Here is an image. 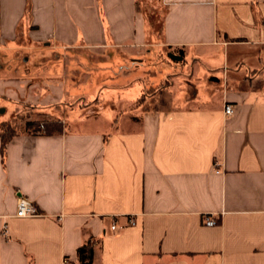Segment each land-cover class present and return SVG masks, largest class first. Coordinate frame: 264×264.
I'll list each match as a JSON object with an SVG mask.
<instances>
[{
    "label": "crops",
    "instance_id": "0c3cea01",
    "mask_svg": "<svg viewBox=\"0 0 264 264\" xmlns=\"http://www.w3.org/2000/svg\"><path fill=\"white\" fill-rule=\"evenodd\" d=\"M68 97L0 139V264H264V0H0V115Z\"/></svg>",
    "mask_w": 264,
    "mask_h": 264
},
{
    "label": "rangeland",
    "instance_id": "374dc122",
    "mask_svg": "<svg viewBox=\"0 0 264 264\" xmlns=\"http://www.w3.org/2000/svg\"><path fill=\"white\" fill-rule=\"evenodd\" d=\"M143 10V8H141ZM146 12V11H145ZM148 13V12H147ZM149 15V13H148ZM22 57L20 59V63H22ZM19 61L18 63H16L17 65L20 64ZM33 74L35 75V72H33ZM32 74V75H33ZM24 76V73L19 71V73H17V77H22ZM33 78L35 76H32ZM85 86H81L79 89H74L77 92H84L85 91ZM87 89H89L87 87ZM86 89V90H87ZM180 92V91H178ZM168 95H160V94H156L154 93V91H151L148 93V99L146 103H142L140 105H137V107L142 108L144 107L147 110H152V111H159V110H166L168 109L171 105L168 102ZM68 103L65 104H60V105H56V104H50L47 108H42V105H32V104H27V105H21L17 108V110L11 115V118L9 117V114H2L0 115V119H2L3 121H8V123L11 125V127L13 128L14 132L13 134H19V133H23V132H33L34 129L36 128V126H39V129L41 132H45V128L42 125H46L49 128V132L50 131H57L59 130V127H61V124H58L59 121L55 120L56 117H51L49 119H53L52 121L48 120L47 118L44 117H38L36 114L37 111H42V110H47L50 112V114L54 115V113L56 114L55 110L57 111L58 108L61 110V112L63 113H67L70 116L72 115V113L70 112L71 109H75V111H83V104L81 102L77 103L76 102V98L73 97H68ZM30 106H33L34 109H36L37 111H33V108H31ZM3 109V107H1V110ZM134 107L133 106H126V105H122V107L119 110H116V112L120 115L123 114H127L130 112H133ZM58 115V114H57ZM61 117V116H60ZM1 120V121H2ZM130 120H134L132 118H130ZM57 122V123H56ZM27 123H33L34 126L32 127H28ZM42 126V127H41ZM47 130V129H46Z\"/></svg>",
    "mask_w": 264,
    "mask_h": 264
},
{
    "label": "trees",
    "instance_id": "16d2710c",
    "mask_svg": "<svg viewBox=\"0 0 264 264\" xmlns=\"http://www.w3.org/2000/svg\"><path fill=\"white\" fill-rule=\"evenodd\" d=\"M57 123V122H56ZM60 124V122H58ZM27 126L30 128L34 126L33 123H27ZM45 128V134H52L56 132H60L61 127L57 131H48L50 127L47 124L42 125ZM47 129V130H46ZM14 130L8 122H3L0 125V139H1V154H4V149L7 143H9L16 134H13ZM33 132H40L39 126H36ZM76 256L79 264H92L93 262V243L88 242L81 247H79L76 251Z\"/></svg>",
    "mask_w": 264,
    "mask_h": 264
},
{
    "label": "built area",
    "instance_id": "2783aa9c",
    "mask_svg": "<svg viewBox=\"0 0 264 264\" xmlns=\"http://www.w3.org/2000/svg\"><path fill=\"white\" fill-rule=\"evenodd\" d=\"M224 113L227 116L232 115L233 114V107L230 105H225L224 106ZM218 172L219 171L216 170V173H218ZM36 216H39V212L37 210V207L32 202L27 200L26 198H23V197L18 198L17 204H16L15 217H17V218H28V217H36ZM203 222H204V226H206V227H214V226L218 225V221L215 220L214 218H211V217H205ZM129 224L133 225L134 221L132 219L129 220ZM117 229L118 228L116 226V223H113L111 226V230L115 231ZM2 234L3 235L7 234L5 227H3Z\"/></svg>",
    "mask_w": 264,
    "mask_h": 264
},
{
    "label": "water",
    "instance_id": "95a60500",
    "mask_svg": "<svg viewBox=\"0 0 264 264\" xmlns=\"http://www.w3.org/2000/svg\"><path fill=\"white\" fill-rule=\"evenodd\" d=\"M169 58L173 61H180L181 60V57L179 56H176V55H173V54H170L169 55Z\"/></svg>",
    "mask_w": 264,
    "mask_h": 264
}]
</instances>
